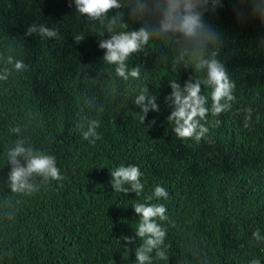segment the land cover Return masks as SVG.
Returning <instances> with one entry per match:
<instances>
[{"label": "trees", "instance_id": "obj_1", "mask_svg": "<svg viewBox=\"0 0 264 264\" xmlns=\"http://www.w3.org/2000/svg\"><path fill=\"white\" fill-rule=\"evenodd\" d=\"M207 20L221 33L219 58L235 82L237 101L219 117L209 113L208 121L222 123L208 124L212 142L197 144L175 136L164 102L171 92L167 81L183 84L191 70L156 64L155 52L137 54L128 65L140 68L141 80L115 81L97 46L108 34L100 37L104 27L80 16L69 0H0V57L26 65L0 81V264H136L142 241L124 245L139 224L132 205L144 202L157 184L169 194L151 203L168 209L169 221L160 223L170 247L169 259L154 258L153 264H204L205 257L208 264H249L253 258L264 264V243L252 239L257 229L264 235V23L238 21L231 0ZM33 22L57 29L59 37L25 36ZM76 34L85 36L79 44ZM6 66L0 59V72ZM141 85L158 95L161 109L150 111L144 123L133 103ZM113 88L130 94L112 98ZM249 107L252 121L245 128ZM85 117L100 121L103 139L95 144L82 137ZM16 126L19 136L9 131ZM18 138L54 155L63 181L37 178L39 192L13 194L6 150ZM129 164L143 173L140 196L112 190L110 172ZM10 210L11 220L5 214ZM193 245L199 256L189 251Z\"/></svg>", "mask_w": 264, "mask_h": 264}, {"label": "clouds", "instance_id": "obj_2", "mask_svg": "<svg viewBox=\"0 0 264 264\" xmlns=\"http://www.w3.org/2000/svg\"><path fill=\"white\" fill-rule=\"evenodd\" d=\"M231 2L238 21L255 18L264 23V0ZM72 4L80 16L91 23L99 22L104 27L105 30L99 33L100 37L108 34L107 38L98 40L97 46L103 50L101 59L108 65L109 78L120 82L140 81L141 70L138 66L129 68V59L137 54L148 56L152 52L157 53L156 64L191 70L183 84L176 79L167 81L171 92L164 96V102L171 111L166 119L178 139L191 140L197 144L202 140L212 142L207 125L219 127L222 121H208L209 113L213 118L219 117L230 111L237 101L235 82L219 58L221 33L207 20L210 14L224 7V0H69V6ZM109 13L112 15L109 16ZM136 24L139 26L133 27ZM32 35L41 39H57L60 33L46 24L33 22L25 31V36ZM84 38L81 34L74 35L77 44ZM156 42L162 46L154 47ZM0 59L11 66H6L0 72V81H7L13 72L19 73L26 68L23 60L11 55ZM204 89H210L208 95L202 94ZM121 94L127 98L130 93L126 88L122 93H117L115 88L110 92L112 98ZM133 103L140 110L138 116L141 123L145 122L150 111L158 113L161 110L158 95L152 94L147 85L139 86ZM97 111L103 112V105ZM244 112L243 124L249 128L252 109L249 107ZM84 119L87 130L82 132L83 139L91 144L102 140V134L97 131L100 121L88 117ZM151 123L154 124L155 120ZM9 131L19 136L21 127L16 126ZM6 162L10 168L6 184L13 194L32 196L40 191V183L64 179L56 157L33 147L26 138L16 139L6 150ZM142 176L138 165L118 166L110 172L112 190L125 195L134 192L140 196L145 187L141 182ZM37 178L40 183L36 182ZM168 195L166 188L157 184L144 202L132 205L134 213L139 217V224L134 230V236L124 237V245L128 247L135 244L137 238L142 241L135 247L136 264H153L154 258L165 261L169 259L170 245L165 243L168 229L160 223L169 221L168 209L163 203H151L154 198L166 200ZM5 207L11 208V205L5 201ZM5 214L10 220L15 217L14 210ZM252 239L258 244L264 243V235H261L259 229L253 231ZM189 251L193 256L200 255L196 245ZM204 264H208L206 257ZM249 264H261V261L253 258Z\"/></svg>", "mask_w": 264, "mask_h": 264}]
</instances>
